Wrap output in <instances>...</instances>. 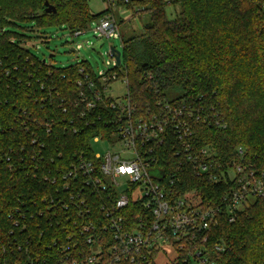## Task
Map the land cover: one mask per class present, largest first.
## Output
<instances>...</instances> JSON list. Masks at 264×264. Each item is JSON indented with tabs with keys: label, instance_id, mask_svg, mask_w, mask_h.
<instances>
[{
	"label": "trees",
	"instance_id": "16d2710c",
	"mask_svg": "<svg viewBox=\"0 0 264 264\" xmlns=\"http://www.w3.org/2000/svg\"><path fill=\"white\" fill-rule=\"evenodd\" d=\"M46 2L56 14L46 13ZM122 5L138 7L139 17L147 14L150 21L140 35L122 39V63L108 74L128 80L141 112H158L162 101L191 106L194 121L203 111L219 113L222 127L192 122L195 143L211 148L225 167L242 165L262 176L264 0H118ZM112 10L94 15L88 0H0V264H89L93 255L84 237L81 255L65 251L72 244L65 213L54 202L60 184L44 177L57 178L79 156L91 158L94 138L109 139L116 128L115 112L99 104L91 114L81 101V91L90 97V81L100 87L88 63L47 64L25 47L31 38L8 29L35 22L75 34ZM174 90L182 96L169 101ZM171 169L177 171L174 159ZM182 176L187 189L212 205L234 184H207L190 170ZM54 205L57 216L49 208ZM210 233L213 245L226 247L214 253L219 264H264V198L243 206L233 223L223 209ZM111 262L103 255L101 264Z\"/></svg>",
	"mask_w": 264,
	"mask_h": 264
},
{
	"label": "built area",
	"instance_id": "2783aa9c",
	"mask_svg": "<svg viewBox=\"0 0 264 264\" xmlns=\"http://www.w3.org/2000/svg\"><path fill=\"white\" fill-rule=\"evenodd\" d=\"M105 1L111 8L118 3ZM89 29L110 39L118 32V25L109 14ZM110 54L116 62L112 51ZM99 80V88L94 81L88 83L90 97L81 91L80 98L88 113H95L99 104L116 113L111 120L115 133L109 139L97 136L93 140L106 141L113 150L105 155L93 153L91 158L79 156L57 178L44 177L53 186L60 184L54 202L58 201L56 206L65 213L67 239L72 244L65 251L81 255L78 240L84 237L93 255L89 264H101L103 255L111 257V264H156L157 255L168 246L177 251L174 264H219L214 253H224L226 247L213 245L210 232L220 225L223 209L233 223L243 206L264 198V174L257 176L242 165L225 167L216 161L211 148L195 143L192 122L222 127L224 120L219 113L213 117L203 111L194 121L191 106L162 101L157 103L158 112L151 108L141 112L132 99L128 80L123 81L127 86L123 99L109 94L112 84L121 81L117 74L106 71ZM85 116V112L81 114ZM173 159L177 171L171 169ZM186 170L207 184L222 185L228 179L234 184L220 196L219 204L212 205L196 190L187 189L182 176ZM125 184L127 189L122 190ZM56 206L49 208L57 216ZM72 264L82 263L74 260Z\"/></svg>",
	"mask_w": 264,
	"mask_h": 264
},
{
	"label": "rangeland",
	"instance_id": "374dc122",
	"mask_svg": "<svg viewBox=\"0 0 264 264\" xmlns=\"http://www.w3.org/2000/svg\"><path fill=\"white\" fill-rule=\"evenodd\" d=\"M88 5L94 15L110 8V4L105 0H88ZM112 9L111 14L117 21L118 32L113 34L110 39L98 36L93 29L86 30L83 35L75 37L67 28L57 26L41 28L35 22L19 24V28H9L8 31L16 32V38L21 36L31 38L25 47L47 64H52L57 68H66L86 62L92 67L95 74L101 75L117 66L110 54L111 49L122 53V39L126 40L132 36L140 35L143 26L150 21L147 14L142 18L139 17L138 7L128 9L122 5L112 6ZM171 11L173 10L171 9ZM98 21L93 22L91 27L95 28ZM123 81L125 80L112 84L109 94L114 98L123 99L126 95L127 86ZM180 96H182L181 90L167 93L169 101ZM92 147L94 153L101 155L113 150L112 145L106 141L93 143ZM124 189H127L126 184L123 185L122 190ZM142 189L145 192V189ZM176 257L175 248L168 246L159 252L155 261L156 264H174Z\"/></svg>",
	"mask_w": 264,
	"mask_h": 264
},
{
	"label": "water",
	"instance_id": "95a60500",
	"mask_svg": "<svg viewBox=\"0 0 264 264\" xmlns=\"http://www.w3.org/2000/svg\"><path fill=\"white\" fill-rule=\"evenodd\" d=\"M45 7H46V13L47 14H56L57 13V9L54 6L50 5L48 2H46ZM111 51L113 52V55L116 59L117 65L120 66L122 63V61H121L122 53L119 51H116L115 49H111Z\"/></svg>",
	"mask_w": 264,
	"mask_h": 264
}]
</instances>
